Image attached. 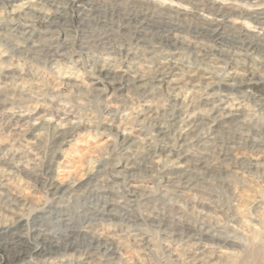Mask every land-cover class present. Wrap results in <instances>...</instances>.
<instances>
[{
    "label": "clouds",
    "instance_id": "clouds-1",
    "mask_svg": "<svg viewBox=\"0 0 264 264\" xmlns=\"http://www.w3.org/2000/svg\"><path fill=\"white\" fill-rule=\"evenodd\" d=\"M0 264H264V0H0Z\"/></svg>",
    "mask_w": 264,
    "mask_h": 264
}]
</instances>
